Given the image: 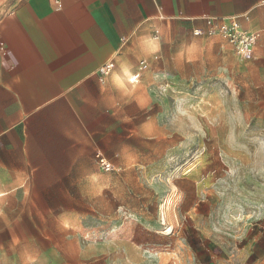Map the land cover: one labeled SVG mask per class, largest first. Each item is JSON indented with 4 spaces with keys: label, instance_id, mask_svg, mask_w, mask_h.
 <instances>
[{
    "label": "rangeland",
    "instance_id": "rangeland-1",
    "mask_svg": "<svg viewBox=\"0 0 264 264\" xmlns=\"http://www.w3.org/2000/svg\"><path fill=\"white\" fill-rule=\"evenodd\" d=\"M176 29L169 68L146 60L130 83L126 66L128 86L115 67L108 73L122 87L111 138L121 135L123 150L109 153L112 171L92 162L62 212L0 186V264L255 261L264 248V72L255 56L235 53L253 62L241 70L228 63L232 49L196 39L219 35Z\"/></svg>",
    "mask_w": 264,
    "mask_h": 264
},
{
    "label": "crops",
    "instance_id": "crops-1",
    "mask_svg": "<svg viewBox=\"0 0 264 264\" xmlns=\"http://www.w3.org/2000/svg\"><path fill=\"white\" fill-rule=\"evenodd\" d=\"M208 17L260 32L253 62L264 72V0H0V186L66 210L96 154L115 167L109 153L123 150L111 138L122 119L114 73L128 86L126 66L169 68L176 26L195 35ZM196 39L233 50L225 38ZM234 55L241 70L253 63ZM252 264H264V248Z\"/></svg>",
    "mask_w": 264,
    "mask_h": 264
},
{
    "label": "built area",
    "instance_id": "built-area-1",
    "mask_svg": "<svg viewBox=\"0 0 264 264\" xmlns=\"http://www.w3.org/2000/svg\"><path fill=\"white\" fill-rule=\"evenodd\" d=\"M206 21L207 28L205 30L195 29V35H219L228 41L239 57L251 59L255 56V46L260 38V32L244 29L236 17L229 19L208 17ZM145 64L146 61L141 62L139 72L134 74V79H129L131 83L139 81ZM114 67L113 61L107 63L105 74H108ZM96 161L104 171H112L115 168L113 163L102 153L96 154Z\"/></svg>",
    "mask_w": 264,
    "mask_h": 264
},
{
    "label": "bare ground",
    "instance_id": "bare-ground-1",
    "mask_svg": "<svg viewBox=\"0 0 264 264\" xmlns=\"http://www.w3.org/2000/svg\"><path fill=\"white\" fill-rule=\"evenodd\" d=\"M134 79V78H133Z\"/></svg>",
    "mask_w": 264,
    "mask_h": 264
}]
</instances>
